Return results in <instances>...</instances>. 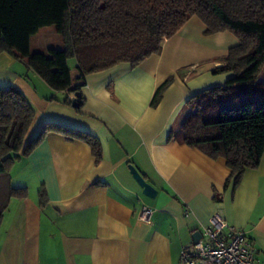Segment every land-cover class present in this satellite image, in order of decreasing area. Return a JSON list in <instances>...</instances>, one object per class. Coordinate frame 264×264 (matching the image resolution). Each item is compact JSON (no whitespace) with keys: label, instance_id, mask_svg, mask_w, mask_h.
<instances>
[{"label":"crops","instance_id":"crops-1","mask_svg":"<svg viewBox=\"0 0 264 264\" xmlns=\"http://www.w3.org/2000/svg\"><path fill=\"white\" fill-rule=\"evenodd\" d=\"M205 30L192 16L139 65L118 63L81 84L70 59L79 108L69 102L72 91L52 90L26 59L0 53V86L18 88L33 106L34 136L54 122L88 132L101 146L96 162L86 142L51 131L14 162L11 182L27 195L12 199L3 214L0 264H179L191 235L217 211L251 238L264 264V154L233 188L223 157L211 158L173 134L190 96L232 76L214 70L237 38ZM162 83L160 101L151 106ZM129 164L154 186V197L142 192ZM143 205L154 209L149 220L139 216Z\"/></svg>","mask_w":264,"mask_h":264},{"label":"trees","instance_id":"trees-1","mask_svg":"<svg viewBox=\"0 0 264 264\" xmlns=\"http://www.w3.org/2000/svg\"><path fill=\"white\" fill-rule=\"evenodd\" d=\"M192 16L203 22L206 34L229 31L238 42L222 56L225 64L214 70L232 76L190 96L173 134L211 158L223 157L230 169L226 185L231 181L235 188L264 154V83L258 81L264 71V0H0V53L26 59L27 68L52 90L81 94L87 74L118 63L139 65ZM50 23L56 24L63 47L32 52L31 36ZM70 59L76 61L80 82L73 86ZM165 84L155 90L151 106L160 101ZM82 99L81 94L76 108ZM34 117L33 106L18 88L0 86V225L10 201L27 195L25 186L12 184V165L48 132L82 140L96 162L101 158L99 141L73 126L43 123L27 139ZM39 196L44 203L42 190Z\"/></svg>","mask_w":264,"mask_h":264},{"label":"built area","instance_id":"built-area-1","mask_svg":"<svg viewBox=\"0 0 264 264\" xmlns=\"http://www.w3.org/2000/svg\"><path fill=\"white\" fill-rule=\"evenodd\" d=\"M154 209L143 205L142 220H149ZM200 238L180 251L179 264H260L251 238L230 224L221 212H214Z\"/></svg>","mask_w":264,"mask_h":264},{"label":"rangeland","instance_id":"rangeland-1","mask_svg":"<svg viewBox=\"0 0 264 264\" xmlns=\"http://www.w3.org/2000/svg\"><path fill=\"white\" fill-rule=\"evenodd\" d=\"M54 24V23H51ZM53 25H51V27L46 28L45 31L40 30L38 33H35L31 36L30 38V50L33 51H40L43 53H47L48 51V47H54L57 49H61L63 47V43H62V38L60 36V34L56 31V27L54 26L52 28ZM22 66L25 65L23 62L18 61V69L23 68ZM258 81L260 83H264V71L261 72ZM33 135V129L29 128L26 138L30 139L32 138ZM16 183L18 182H14L13 185H17Z\"/></svg>","mask_w":264,"mask_h":264},{"label":"water","instance_id":"water-1","mask_svg":"<svg viewBox=\"0 0 264 264\" xmlns=\"http://www.w3.org/2000/svg\"><path fill=\"white\" fill-rule=\"evenodd\" d=\"M81 94L79 92L74 93V98L72 99V106H78L77 103V98L80 96ZM132 175L134 176V178L136 179V181L139 183V185L142 187V192L148 196V197H154L157 193V190L154 188V186L145 180V178L143 177V175L132 165L129 164L128 165ZM201 234L199 231H195L192 235L191 238L193 241H196L200 238Z\"/></svg>","mask_w":264,"mask_h":264}]
</instances>
